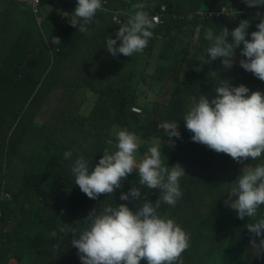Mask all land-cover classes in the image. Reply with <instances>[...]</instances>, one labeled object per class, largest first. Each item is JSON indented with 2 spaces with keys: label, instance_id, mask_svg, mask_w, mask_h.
Segmentation results:
<instances>
[{
  "label": "trees",
  "instance_id": "obj_1",
  "mask_svg": "<svg viewBox=\"0 0 264 264\" xmlns=\"http://www.w3.org/2000/svg\"><path fill=\"white\" fill-rule=\"evenodd\" d=\"M234 1L144 0L149 15L159 11L162 3L166 12L161 23L154 22L147 46L121 60L109 55L103 45L136 10L133 5L138 0H107L88 25L87 35L65 32L76 28L62 18L71 12L67 0H43L38 15L27 5L0 0V264H8L10 258L18 264H81L67 230L85 226L89 212L106 203L137 207L139 200L121 201L119 195L137 184L138 175L129 173L113 193L92 199L74 184L63 152L71 150L73 158L83 155L91 166L103 152H111L114 128H126L157 143L162 139V148L169 150L168 137L163 136V124L169 120H177L181 133L173 138L169 158L171 163L179 162L185 174L175 206L158 201L157 211L184 225L189 235L180 264H264V253L254 255L256 250L250 249L246 226L254 218H237L235 210L224 204L241 160L198 146L182 120L200 95L214 94L219 79L264 92V81L239 63L231 68H225L220 58L204 63L210 43L204 38L206 30L218 33L224 26L232 29L248 19L250 33L264 17V13L250 17L218 13L225 5L264 9V5L248 7L243 0H237V6ZM11 29L16 33L8 34ZM53 36L60 38L58 48L51 43ZM240 47L234 50L237 56ZM154 57L157 77L150 68ZM166 78L172 81L167 98L147 96L144 89L158 92ZM55 89L69 103L61 105L57 100L52 116L39 118L41 102ZM108 104L113 105L111 115L101 114ZM81 114L86 123L72 120ZM262 157L244 160L254 166ZM140 187L145 199L156 201L158 189ZM262 212L264 205L257 215Z\"/></svg>",
  "mask_w": 264,
  "mask_h": 264
},
{
  "label": "clouds",
  "instance_id": "obj_2",
  "mask_svg": "<svg viewBox=\"0 0 264 264\" xmlns=\"http://www.w3.org/2000/svg\"><path fill=\"white\" fill-rule=\"evenodd\" d=\"M67 2V10L71 11L66 16L67 22L76 28L65 32L87 35L88 25L107 0ZM234 2L240 5L237 0ZM243 2L248 7L264 5V0ZM133 8L136 10L119 25L115 36L107 37L103 45L109 55L121 60L141 52L153 36L154 18L145 10L144 0H138ZM218 13L233 16L243 13L250 17L264 13V9H236L225 5ZM200 14L211 15L204 11ZM249 23L248 19H242L232 29L224 26L218 33L206 30L204 38L210 43L204 63L220 58L225 68H231L234 63L231 57L238 55L234 50L242 45L240 56H237L240 67L264 81V17L250 33L247 32ZM51 43L59 46L60 38L51 37ZM42 104L43 101L39 118L44 117ZM182 120L184 128L191 133L190 139L198 146L213 154L223 152L241 160L239 164L244 162L249 166L237 171L234 186L225 192L224 204L235 210L237 218H254L246 226L250 233V249L256 250L254 255L264 253V212L257 215V209L264 205V92L250 91L243 83L235 85L228 79H219L214 94L200 95ZM163 130V136H167L169 144L174 146L173 138L178 139L181 135L177 120L164 122ZM114 148V151L103 152L91 166L83 155L73 158L71 150L63 152V157L70 161L69 171L74 184L92 199L101 193H113L129 173L135 171L138 175L137 184L119 195L121 201L139 200L137 207H129L127 203H106L99 211L93 208L89 212L85 226L67 230L72 234L70 243L76 248L81 264H139L141 259L145 264H180L181 253L189 246V235L174 218L158 213L157 209L158 201L175 206L182 196L180 179L185 174L184 168L179 162L171 163L170 158L162 160V139L159 144H149L137 160L139 138L126 128L115 132ZM248 157L251 160L262 158L252 166L244 160ZM140 186L158 189L156 201L145 199ZM61 231L65 229L61 228Z\"/></svg>",
  "mask_w": 264,
  "mask_h": 264
},
{
  "label": "rangeland",
  "instance_id": "obj_3",
  "mask_svg": "<svg viewBox=\"0 0 264 264\" xmlns=\"http://www.w3.org/2000/svg\"><path fill=\"white\" fill-rule=\"evenodd\" d=\"M14 1V0H13ZM16 5H18L17 3H16ZM113 19L115 20V21H117L114 17H113ZM15 34L16 32L14 31V29H11L9 32H8V34ZM84 43V42H83ZM85 44V43H84ZM105 50H106V48H104ZM129 59V56H127L126 57V60H128ZM231 59H232V61L233 62H236V63H239V62H237V61H239V59H240V57H237L236 55H233L232 57H231ZM143 60H139V62H142ZM150 68H151V70H152V72H153V74H154V76L155 77H157L158 76V72H157V70H156V68H155V57L150 61ZM64 74V68H62V74L61 75H63ZM171 86H172V81L169 79V78H166L165 79V81H163V87H162V89L160 90V91H158V92H154V91H151V90H146V89H144V91L146 92V94H147V96H149L150 98H158V99H164V98H167L170 94H171V92H172V88H171ZM147 86H145V88H146ZM60 101V104L61 105H64V104H68L69 102H68V100L64 97V96H61L60 95V90H58V89H55L52 93H50L49 95H47L46 96V98H45V100L43 101V104H42V115H44V116H52V113H53V111H54V104H55V102L56 101ZM112 110H113V105L112 104H108L105 108H104V110L101 112V114H105V115H107V116H109V115H111V113H112ZM72 120L74 121V122H76V123H82V124H84V123H86V119L84 118V116L81 114V115H79V117L78 118H76V117H72ZM35 121H36V119H35ZM37 122V121H36ZM118 129H121V128H114L113 129V134L115 135V132L118 130ZM138 136V135H137ZM138 138H139V141H140V148L138 149V151L136 152V158H137V160H139L140 159V157L142 156V154H143V151L144 150H146V147L149 145V144H152V143H157V142H154V141H150V140H146V139H144V138H142V137H140V136H138ZM157 144H159V143H157ZM114 146H115V142L114 143H112V144H109V146H108V150L109 151H114L115 150V148H114ZM171 146V145H170ZM169 146V150H164L163 148H161V151H162V154L164 155V156H162V160H164V161H166L169 157H170V155H171V148H172V146L170 147ZM207 154L210 156V153L209 152H207ZM249 167V166H247L244 162H241L240 164H239V166H238V170L241 172L242 171V169L244 168V167ZM216 172L218 173V174H222V171L221 170H216ZM182 227H184V225H182L181 223H179ZM213 247V246H212ZM8 264H18V260L17 259H13V258H10V259H8ZM216 264V263H215Z\"/></svg>",
  "mask_w": 264,
  "mask_h": 264
},
{
  "label": "built area",
  "instance_id": "obj_4",
  "mask_svg": "<svg viewBox=\"0 0 264 264\" xmlns=\"http://www.w3.org/2000/svg\"><path fill=\"white\" fill-rule=\"evenodd\" d=\"M17 4H21L24 5L26 4L27 6H29V8L31 9V11L35 14L38 15L41 11V6H42V1L43 0H14ZM166 10V6L165 4H161L160 6V10L154 14L151 15V17L154 18V22L155 23H160L162 22V16L164 14ZM114 18L117 20V22H121L120 17L118 16H114ZM134 111H140L139 108L137 107H133Z\"/></svg>",
  "mask_w": 264,
  "mask_h": 264
},
{
  "label": "crops",
  "instance_id": "obj_5",
  "mask_svg": "<svg viewBox=\"0 0 264 264\" xmlns=\"http://www.w3.org/2000/svg\"><path fill=\"white\" fill-rule=\"evenodd\" d=\"M68 15H70V14L67 13V12H65V13L63 14L62 18L66 17V16H68ZM43 18H44V16L39 17L38 20L41 21Z\"/></svg>",
  "mask_w": 264,
  "mask_h": 264
}]
</instances>
